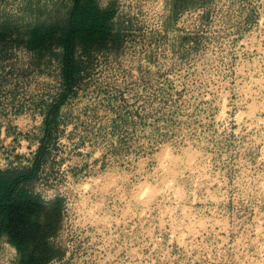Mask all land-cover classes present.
<instances>
[{
    "label": "rangeland",
    "instance_id": "374dc122",
    "mask_svg": "<svg viewBox=\"0 0 264 264\" xmlns=\"http://www.w3.org/2000/svg\"><path fill=\"white\" fill-rule=\"evenodd\" d=\"M97 1L122 40L78 53L47 137L61 51L23 36L74 0H0V167L43 146L26 184L64 199L50 264H264V0Z\"/></svg>",
    "mask_w": 264,
    "mask_h": 264
},
{
    "label": "trees",
    "instance_id": "16d2710c",
    "mask_svg": "<svg viewBox=\"0 0 264 264\" xmlns=\"http://www.w3.org/2000/svg\"><path fill=\"white\" fill-rule=\"evenodd\" d=\"M114 13L113 5L102 7L97 0H74L64 23L26 27L23 41L29 49L39 54L43 50L54 52L56 47L61 51L59 65L63 87L46 116L47 137L61 105L82 78L84 56L78 53L86 51L90 56L93 48L106 49L110 44L121 42L122 33L115 30L113 24ZM42 155L43 146L32 167H0V243L6 239L16 247V264H50L63 256L53 239L62 227L64 199L56 196L46 200L26 184L40 167Z\"/></svg>",
    "mask_w": 264,
    "mask_h": 264
}]
</instances>
